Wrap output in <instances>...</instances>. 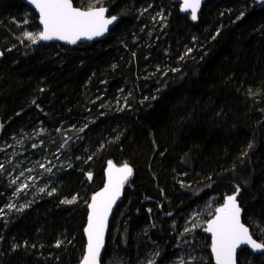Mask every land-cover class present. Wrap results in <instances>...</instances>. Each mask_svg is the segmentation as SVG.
I'll list each match as a JSON object with an SVG mask.
<instances>
[{"label":"trees","instance_id":"obj_1","mask_svg":"<svg viewBox=\"0 0 264 264\" xmlns=\"http://www.w3.org/2000/svg\"><path fill=\"white\" fill-rule=\"evenodd\" d=\"M73 2L119 21L100 41L36 46L24 37L41 31L36 12L0 0V264H80L110 159L133 174L102 264H166L188 238L185 264H213L185 217L237 187L264 242L262 0H206L195 21L171 0ZM238 264L264 253L242 249Z\"/></svg>","mask_w":264,"mask_h":264},{"label":"snow or ice","instance_id":"obj_2","mask_svg":"<svg viewBox=\"0 0 264 264\" xmlns=\"http://www.w3.org/2000/svg\"><path fill=\"white\" fill-rule=\"evenodd\" d=\"M30 2L38 11L39 22L42 25L41 31L24 33V37L33 44L53 39L70 44H76L82 38L91 40L103 36L108 31L109 25L117 19L116 16L107 18L105 15L107 9L102 6L92 5L86 9L74 7L73 0H30ZM200 5L201 0H183L181 10L190 12L191 19L195 21L198 18ZM132 174L133 169L127 163L116 167L111 161L108 162L107 184L103 190L91 197V202L88 204L90 213L85 229L87 254L83 257L82 264H99L108 217ZM88 179H92L91 173L88 174ZM27 187V184L23 185V188ZM238 195L239 187L235 194L227 196L223 205L215 210L214 218L207 222V227L204 229L212 234L211 249L216 264H236L235 254L241 245L250 246L253 250H264V242H257L249 227L241 220L242 209L237 201ZM75 200L76 197H73L71 200H63L62 203L72 204ZM9 207L14 206L9 205ZM2 211L0 209V212ZM190 230L186 229V231Z\"/></svg>","mask_w":264,"mask_h":264},{"label":"water","instance_id":"obj_3","mask_svg":"<svg viewBox=\"0 0 264 264\" xmlns=\"http://www.w3.org/2000/svg\"><path fill=\"white\" fill-rule=\"evenodd\" d=\"M23 1H24V3H26L29 7H31V8L36 12V14L38 15V23H39V25H40V27H41V30H42V25H41L40 22H39V13H38V11L35 9L34 5L31 4L30 0H23ZM171 1H172L173 3H178V4H179V12H180L181 15H190V12H184V11L181 10L182 5H183V0H171ZM205 1H206V0H201V5H200L199 11H198V13H197V17H199V15H200V13H201V11H202V8H203V5H204ZM73 6H74V7H79V6H76V5L74 4V2H73ZM101 6L104 7L105 9H107L106 14H105L107 18H110V17H112V16H116V17H117L116 21H115L112 25H109V27H108V31H107L103 36L95 37V38H93V39H91V40H88V39H84V38H82L81 40L77 41L76 44H70V43H68V42H66V41H61V40L53 39V40H49V41H39L38 43H35L34 45L38 46V45H41V44L59 43V44H62V45L70 46V45H78V44L85 43V42L100 41V40L105 39L106 37L109 36V34H110V32L112 31V29L117 25V23H118V21H119V16L116 15V14H112V13L110 12V6H108V5H97V6H95V7H101ZM80 8H82V7H80ZM82 9H86V8H82ZM197 19H198V18H197ZM0 53H3V55H0V60H1V59H3V57H4V52L0 49ZM109 161H111L114 165H116V167H121L123 164H125V163H123V164H119V163H117V162H116L115 160H113V159H110ZM109 161H108V162H109ZM108 162L106 163V167H105V170H104L105 181H104L103 185L91 195V197H92L94 194H96L97 192L103 190V188H104L105 185L107 184ZM127 164H128V163H127ZM128 165L131 166L130 164H128ZM131 167H132V166H131ZM132 169H133V168H132ZM125 190H126V185H124L123 190H122V193H121L119 199H117V201H116L115 204L113 205V207H112V211H111V213H110V215H109V217H108L107 228H106V231H105V237H104V247L101 249V253H100V257H99V264H102V259H103L104 253H105V251H106L107 242H108V235H109V229H110V223H111L112 217H113L114 212L116 211L118 205L124 200V197H125ZM233 194H235V192H232V193L227 194V195L224 197V201H223V203L225 202L227 196H229V195H233ZM239 195H240V190H239ZM239 195L237 196V201H238V203H239V205H240ZM90 202H91V198H90L88 204H89ZM223 203H221L220 205H218V206L216 207V209L219 208V207H221V206L223 205ZM240 207H241V209H242L241 220H242V222H243L246 226L249 227V225H247V224L243 221V208H242L241 205H240ZM87 208H88V213H87L86 224H85V227H84V236H85V240H86V246H85V250H84V255H83V257L87 254V232L85 231V229L87 228V224H88V215H89V213H90V209H89L88 205H87ZM214 216H215V214H214L212 217H210L208 221H210L211 219H213ZM208 221H207V222H208ZM206 227H207V223H206V225L202 228V232L210 237V251H211V255H212V259H213V264H216L215 256H214V253L212 252V249H211L212 234L209 233V232L204 231V229H205ZM249 229H250V232H251L253 238L256 239L257 242H263V241L257 239V238L253 235V233H252L250 227H249ZM242 249H248V250H250L252 253H254V254H256V255H257V254H262V253H264V250H253L250 246L241 245V246L237 249L236 254H235L236 264H238V255H239V252H240ZM82 261H83V258H82L80 264H82Z\"/></svg>","mask_w":264,"mask_h":264},{"label":"rangeland","instance_id":"obj_4","mask_svg":"<svg viewBox=\"0 0 264 264\" xmlns=\"http://www.w3.org/2000/svg\"><path fill=\"white\" fill-rule=\"evenodd\" d=\"M262 2L264 3V0H262ZM1 128H2V124L0 123V131ZM25 184L26 182H23L22 186ZM216 207L217 206L214 205L213 203L208 202L205 205H200L198 207L193 208L185 217L186 221L184 222V231H186V229H191L193 231H197L196 233H198V229H202L209 220L210 217L209 214L210 215L215 214ZM166 213L173 214L172 211ZM190 231H186V232H190ZM182 243L184 249L181 248L179 253L176 254L174 257H171L166 264H185L187 261V257L190 259L191 254H189V252H187L186 250L188 245L192 243L189 238L188 240H184V242ZM153 260H154V256H149L144 260V264H152Z\"/></svg>","mask_w":264,"mask_h":264},{"label":"bare ground","instance_id":"obj_5","mask_svg":"<svg viewBox=\"0 0 264 264\" xmlns=\"http://www.w3.org/2000/svg\"><path fill=\"white\" fill-rule=\"evenodd\" d=\"M3 51V50H2ZM224 201V200H223ZM223 203V202H222Z\"/></svg>","mask_w":264,"mask_h":264}]
</instances>
